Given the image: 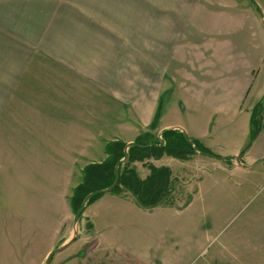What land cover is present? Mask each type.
Wrapping results in <instances>:
<instances>
[{"label":"rangeland","instance_id":"obj_1","mask_svg":"<svg viewBox=\"0 0 264 264\" xmlns=\"http://www.w3.org/2000/svg\"><path fill=\"white\" fill-rule=\"evenodd\" d=\"M36 2L0 0V116L6 114L7 119L13 118L12 121L4 118L6 137L0 144L4 147L0 149V264H44L48 253L61 247L73 233L74 213L66 200L57 198L69 173L61 171L66 167L53 163L61 159L52 156L44 140L54 142V148L62 149L61 146L51 138L38 137L41 133L34 131L36 125L30 118L18 127L11 115L15 111V116H19L18 111L21 112L24 103L36 105L41 102L35 101L37 99L47 100L45 93L33 100L28 93L14 94V85L26 64L29 70L22 77L25 84L40 86L27 88L39 89L50 82L60 91L66 87V71L54 76L52 64L45 61L41 51L28 53L32 51L29 41H38L36 27L41 25L38 16L42 9L34 4ZM127 7H132V27L96 29L98 54H101V45L112 43L108 51L113 89L109 87V92L131 90L122 97L118 109L125 117L131 114L133 130L126 128L119 138L125 145L128 140L135 142V139L157 141V130L142 128L140 120L144 112L150 114L156 96L160 95V112L164 109L168 113L165 121L171 119L173 106L179 110L183 103L190 106L184 120L189 115L197 129L210 122L208 136L194 140L211 157L187 164L162 157L157 166L170 168L174 178L168 198L172 206L146 210L133 198L134 205L115 202L116 206L108 214L100 211L96 221L98 235L88 228L86 216L90 217L93 203L90 204L79 217L78 236L74 242L55 254L49 264H264V60L252 77L251 91L257 85V98L252 93L240 112L226 113L225 119L204 105L193 107L194 100L184 91L190 84L183 76L189 71L205 77L200 74L209 71L204 62L217 53L223 55L222 48L226 44L244 52L243 46L250 50L251 42V47H257L263 59L264 19H260L256 8L264 15V0H128L123 9ZM120 9L113 7L117 12ZM155 9L157 12H152ZM258 22L260 31L257 33L253 29ZM136 24L140 26L134 34ZM102 37L108 38L100 45ZM164 48H171L168 52H179L185 59L182 66L178 65L176 74L169 72L168 77L163 66L159 73L156 69L149 70V78L146 77V73H141V62L148 58L149 63H153L147 54H164ZM190 57L201 59L198 63H202L204 71L195 61L197 74V69L190 66ZM259 61L257 58L255 62ZM124 70L127 77H117ZM79 83L88 84V81ZM120 84L121 89L114 90ZM89 95L92 94L86 92V97ZM89 99L92 104L100 103L101 110L118 107V99L114 106H105L112 101L104 93L99 98L93 95ZM255 108L254 129L259 128L260 132L247 148L251 114ZM243 111L249 113V121L242 115ZM37 119H41L40 116ZM42 134L47 136L50 132ZM88 142L91 145H86V151L95 152V155L87 152L84 157L68 155L63 158L69 160L71 157L79 166L106 158L100 149L104 139ZM31 148L36 149L30 154ZM235 152L239 160L232 157L227 163L219 162L220 156ZM242 152L244 154L239 155ZM137 165L140 166L139 162ZM148 174L146 168L142 176ZM76 176L77 171L68 179L64 191L67 197L72 195V186L79 182Z\"/></svg>","mask_w":264,"mask_h":264},{"label":"crops","instance_id":"obj_2","mask_svg":"<svg viewBox=\"0 0 264 264\" xmlns=\"http://www.w3.org/2000/svg\"><path fill=\"white\" fill-rule=\"evenodd\" d=\"M36 1L37 2L34 4L39 5V7L42 9L38 16V20L41 22V25L36 27V39L38 41H29L32 51L28 50V53L34 54L41 51L44 54L45 61H49L52 64L53 69L55 70V73L53 74L54 76L62 75L63 71H66L67 78L64 79L66 87H63V89L60 91L54 84L50 82L41 85L42 88L39 89L27 88L30 86H40H38V84H25L22 77L25 76L29 70V65L26 64L23 73L20 75L14 85V94H20V92L28 93L29 99H32L36 96H40L42 93H45L47 100L42 98L37 99L35 101L41 100V102L37 103L36 105L24 103L21 112L17 110L20 114L19 116H15V111L12 112L11 115L14 117V123L16 126L19 127L20 124L24 123L27 118H30L31 121H34L33 124L36 125L34 127V131L41 133L38 135V137H44V139L51 138L56 141L62 149L54 148V142L44 140L46 146L51 149L49 151L51 152L52 156L56 155L61 159L60 161L56 160L53 163L66 167L61 171H66V173H69L67 175L68 179L71 177L72 173L77 171L76 177L79 178L80 182L81 170L86 166V164L79 166L78 163H76L71 157L76 155H81L84 157V154L87 152L88 154L95 155V152L86 151V145H91L88 141H97L101 139H104L105 141L103 145H100L101 154L105 155L104 146L107 141H119L121 138H119L118 135H120L123 130L126 128L133 130V119L131 114L129 117H125L123 115V111L118 109L121 108L120 101H122V97L127 95L131 90H128L127 92L123 90L117 91L116 93L109 92V87L113 89L112 85L110 84L112 79L110 73L112 70V62L109 59L110 52L108 51L110 47L112 48V43L101 45V43L108 38L102 37L99 42L101 45V54H98V41L96 40L98 36V32L96 30L97 28L132 27V24H134L132 23V11L130 12L132 7H127L126 10L123 9L126 6L128 0ZM115 6L121 8L119 12L113 10V7ZM157 10L158 9L152 10V12H157ZM259 22L257 23L256 28L253 29L254 31L256 29L257 33L260 31ZM139 26L140 25L136 24L134 34L138 32ZM154 27L153 31L155 32ZM250 34L252 35V33ZM156 35L157 39L159 40L157 30ZM210 48L212 51V47ZM249 48L250 50L248 47L243 46L244 52H240L237 50L236 46H233L232 44L231 46L226 44V46L222 48L223 55L220 56L217 53L211 58L212 60L209 59V61L207 60L204 62L207 70L209 71L200 74H204L205 77L192 74V72L189 73V71L183 75L186 77V80H184L188 81L190 84L187 87L189 89H184V91L188 92L186 95H189L190 100H194L193 107L197 105H204L217 112V114H220L219 116L224 117L226 113L229 112L238 113V110L240 112L244 103L249 102L247 98L252 93H254L255 98H257V85L254 86L253 90L251 91L253 82L252 77L255 75L256 67L263 62L264 58L261 59V52L258 51L257 47L256 49L255 46L251 47V42ZM169 49L171 48H164V54L157 53L156 55L149 52L147 55L154 61L153 63H149L148 58L144 62L142 61L141 73H146V77L149 78V70L156 69L157 73H159L161 66H163L166 70V77H168L167 74L169 72L175 73L178 69V65L182 66V62L185 59L179 54V52L175 50L168 52ZM245 49L248 50L247 53L245 52ZM235 52L238 54H234ZM176 53L180 57L176 58ZM195 57H190V66H192L193 70L194 68L197 69L196 73L198 72V66L200 70L204 71L202 63H198V61L201 59L196 58L195 60ZM257 58L258 61H262H259L258 63L255 62L257 61ZM195 61H197L198 66H195ZM253 61L255 63H253ZM211 66L213 67L212 69H210ZM117 77H127L126 70L119 72ZM82 80L88 81V84L79 83V81ZM170 81L174 84L172 79H170ZM121 86L122 84L119 85V88H114V90L121 89ZM84 87L88 88L85 89ZM86 92H89L92 95L86 97ZM119 92L123 93L120 94ZM101 93L107 95L109 101H112V103H106L105 106H111L115 104V100L118 99V107L115 106V109H107L104 106L105 109L101 110L99 109L101 108L100 103L92 104L89 98H92L93 95L99 98ZM170 96H172V100H175L173 94ZM161 104L162 102L160 100V95H157L150 114L148 115L144 112V116L141 117L142 121L140 120L142 128H147L151 131L157 130V142H159L158 140L160 138L162 139V133L164 131L176 130V128L184 130L186 136L193 140L203 136H208L210 132L208 125H210V122H208L202 129H197L194 126L195 123L191 121L189 115L187 116L186 120H184L186 117V112L190 110V106L187 107L185 104L180 103V106L178 107L179 110H175V106L172 105L174 107L170 111L172 117L168 121H165L167 119L166 117L168 113L165 112L164 109L160 112ZM22 111L24 114H22ZM156 111H159L160 117L154 125L152 123ZM241 113L242 115H249V113L246 111ZM120 115L124 116V118L120 119ZM38 116H40L41 119L35 120L38 118ZM4 118H6L5 121H12L13 119H7L6 114L3 117L0 116V144L4 143L6 137V124L4 123ZM225 118L227 117H224V119ZM246 119L249 121L248 116ZM242 125H245L244 121H242ZM42 132H50V134L45 136L42 134ZM123 133L126 132L124 131ZM244 138L245 136L243 135V140ZM121 141L123 140L121 139ZM127 143H131V140H128ZM150 143L155 142L151 141ZM3 148L4 147L0 146V149ZM33 149L36 148H31L29 150L30 154L34 151ZM46 155L49 156L47 153ZM68 155L71 156L69 160L63 158L69 157ZM196 155L192 156L187 161H181V163L187 164L195 160L199 161V159L201 162V160L207 158V156L198 155L197 153ZM225 155L228 156H220L221 158L219 159V162H224L225 158H234L238 154L235 152ZM164 156L165 155L162 157ZM161 158L145 160L144 162L139 163L140 166L137 165L138 163H135L134 167L137 173H139V178L143 180L149 175L148 174L146 177L142 176L144 170L146 168L148 170L149 165L159 168V166H157V162ZM103 160L104 158L101 157L100 159L92 160L90 164L99 163ZM160 166L166 167L163 165ZM232 166L234 167V165ZM68 179L65 178V185L59 190V195L57 198L60 201L66 200L69 206V197L64 194ZM173 179L174 178H172V181L174 182ZM75 186H72V189ZM109 195L110 196L99 198L96 202H94L90 206V208H92L90 217L86 216L91 226L90 230L94 235H98L100 233L96 227V221L100 217V211L108 214L109 210L111 212L112 207L116 206L115 202L118 201L134 205L131 202L132 197L128 193H123L120 195L110 193ZM62 229L57 232L58 236H60Z\"/></svg>","mask_w":264,"mask_h":264},{"label":"trees","instance_id":"obj_3","mask_svg":"<svg viewBox=\"0 0 264 264\" xmlns=\"http://www.w3.org/2000/svg\"><path fill=\"white\" fill-rule=\"evenodd\" d=\"M257 108V107H256ZM253 110L250 119V136L247 148H249L258 136L260 129H254ZM160 117L159 111L153 119V123L158 121ZM164 146L162 148L150 147L141 149L138 147H130L128 149L127 161L119 167V177L116 187L110 192L111 194H119L122 192L128 193L134 199V202L142 209L151 210L162 206L169 207L172 203L168 201L172 192V176L168 167L155 168L148 166L149 175L145 179H140L134 167L135 163H141L149 159H159L163 155L180 161H187L197 152H201L204 156L211 157L209 152L203 151L198 142L188 137H184L178 130H166L162 133ZM187 139L194 143L195 149L187 143ZM150 140L141 141L136 139L134 143L139 145H147ZM156 144L159 142L155 141ZM125 144L122 141H110L105 143L104 153L106 158L99 163H91L86 165L81 170V180L77 186L72 189V195L69 197L70 207L72 212L79 209L82 200L89 194L98 190L106 189L112 185L114 181V167L116 163L124 156ZM245 149V151L247 150ZM244 152V151H243ZM239 155H243L244 153ZM232 158H225L224 162ZM102 195L93 197L86 205L97 201ZM90 228V225H88Z\"/></svg>","mask_w":264,"mask_h":264},{"label":"water","instance_id":"obj_4","mask_svg":"<svg viewBox=\"0 0 264 264\" xmlns=\"http://www.w3.org/2000/svg\"><path fill=\"white\" fill-rule=\"evenodd\" d=\"M252 1V0H251ZM256 7V6H255ZM257 9V12H258V15L260 17L261 20L264 19V15L263 13L259 10V8H256ZM176 130L180 131L183 136L186 138V133L184 130L180 129V128H176ZM160 137V136H159ZM187 143L189 145H191L194 149L196 148L194 146V143L190 140L187 139ZM138 147V148H141V149H147V148H150V147H157V148H162L164 146V141L162 139H159V144H155V143H150V144H147V145H139V144H136L134 142H131V143H127L125 145V148H124V156L121 160H119L115 167H114V181L112 183L111 186H109L108 188L106 189H102V190H98V191H95V192H92V193H89L84 199L83 201L81 202V205L79 207V209L75 212L74 214V217H73V233H72V236L71 238L66 242L64 243L61 247L59 248H55L53 249L50 253H48L45 261H44V264H49L52 257L59 253V252H62L64 251L65 249H67L73 242L74 240L76 239V237L78 236V223H79V217L82 215V213L84 212L85 208H86V205L87 203L95 196L97 195H105V194H108L110 193L117 185V182H118V177H119V167L121 165H123L126 161H127V158H128V149L130 147ZM201 154V153H200ZM236 160H239L240 159V156L238 157H235Z\"/></svg>","mask_w":264,"mask_h":264},{"label":"bare ground","instance_id":"obj_5","mask_svg":"<svg viewBox=\"0 0 264 264\" xmlns=\"http://www.w3.org/2000/svg\"><path fill=\"white\" fill-rule=\"evenodd\" d=\"M161 139V138H160ZM163 140V139H162Z\"/></svg>","mask_w":264,"mask_h":264},{"label":"flooded vegetation","instance_id":"obj_6","mask_svg":"<svg viewBox=\"0 0 264 264\" xmlns=\"http://www.w3.org/2000/svg\"><path fill=\"white\" fill-rule=\"evenodd\" d=\"M159 141V140H158Z\"/></svg>","mask_w":264,"mask_h":264}]
</instances>
